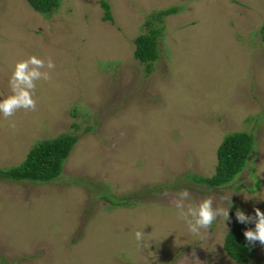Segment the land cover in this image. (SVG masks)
I'll return each mask as SVG.
<instances>
[{"label":"rangeland","instance_id":"1","mask_svg":"<svg viewBox=\"0 0 264 264\" xmlns=\"http://www.w3.org/2000/svg\"><path fill=\"white\" fill-rule=\"evenodd\" d=\"M99 1L41 14L0 0V99L14 62L56 65L36 82L35 111L0 115V169L39 140L77 136L55 179L0 180V264H239L222 248L230 209L264 212V0H105L109 20ZM147 20L158 30L149 72L133 58ZM233 132L253 137L240 173L215 188L195 181ZM185 189L214 208L232 194L231 222L190 234L172 203ZM251 249L243 264H264V246Z\"/></svg>","mask_w":264,"mask_h":264},{"label":"trees","instance_id":"2","mask_svg":"<svg viewBox=\"0 0 264 264\" xmlns=\"http://www.w3.org/2000/svg\"><path fill=\"white\" fill-rule=\"evenodd\" d=\"M33 10L41 14L53 12L59 0H25ZM103 9L104 20L111 19L108 3L100 0ZM175 10L170 6L159 10L149 19L156 20ZM145 31L134 39L133 58L140 63H145V71L149 72V62L156 59V28H150L149 20L145 22ZM264 31V25L261 26ZM77 136L73 133H65L52 139L39 140L26 152L22 161L11 167L0 169V180H29L32 182H47L59 176L62 164ZM253 148V137L245 132H233L225 135L216 146L213 173L209 176L192 175L191 177L209 188H215L228 184L243 169L246 159ZM258 187L257 181H255ZM255 188V186H254ZM110 202V197H106ZM124 198H121V202ZM235 209H230L233 217L232 224L223 237L222 248L234 262L243 264L254 256L251 245L245 240L243 231L247 225L240 224L235 218Z\"/></svg>","mask_w":264,"mask_h":264},{"label":"clouds","instance_id":"3","mask_svg":"<svg viewBox=\"0 0 264 264\" xmlns=\"http://www.w3.org/2000/svg\"><path fill=\"white\" fill-rule=\"evenodd\" d=\"M56 67L51 58L47 60L30 55L26 59L14 62L11 75L8 80L10 94L0 99V115L5 119L13 117L17 111L36 110V100L33 98L36 82L51 79L50 73ZM216 162V161H215ZM230 195L223 199L227 202V207H213L212 198H204L197 202H188L190 193L187 189L175 194L173 205L177 216L187 225L188 232L194 236H201L203 231L209 229L218 217H223L224 221L231 222L229 208L231 207ZM254 215H248L243 210L237 208L235 211L236 221L240 224H253V228L243 231L245 240L249 245L259 242L264 246V212L259 208H254ZM225 226V225H224ZM135 239L138 243L144 240L143 231L135 232Z\"/></svg>","mask_w":264,"mask_h":264}]
</instances>
